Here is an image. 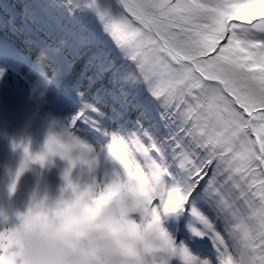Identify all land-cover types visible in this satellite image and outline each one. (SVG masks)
Returning a JSON list of instances; mask_svg holds the SVG:
<instances>
[{
  "label": "snow or ice",
  "instance_id": "6c2138e0",
  "mask_svg": "<svg viewBox=\"0 0 264 264\" xmlns=\"http://www.w3.org/2000/svg\"><path fill=\"white\" fill-rule=\"evenodd\" d=\"M74 7L101 22L158 102L155 117L148 110L149 127L124 138L125 162L162 173L165 187L181 193H168L176 227L210 239L227 264H264V39L238 35L242 27L264 32V0H90ZM173 251L196 264L184 241Z\"/></svg>",
  "mask_w": 264,
  "mask_h": 264
},
{
  "label": "clouds",
  "instance_id": "9594fccd",
  "mask_svg": "<svg viewBox=\"0 0 264 264\" xmlns=\"http://www.w3.org/2000/svg\"><path fill=\"white\" fill-rule=\"evenodd\" d=\"M27 148L17 178L31 165L51 167L58 159L65 165L62 184L55 198L34 200L17 212L15 222L0 216V224H8L0 227V264H172L176 257L185 264L173 251L183 241L177 243L166 226L174 215L168 193H181L165 187L162 173L126 163L119 133L97 149L68 126L50 131L41 150ZM192 255L196 264H213ZM227 260L218 254L215 264Z\"/></svg>",
  "mask_w": 264,
  "mask_h": 264
},
{
  "label": "rangeland",
  "instance_id": "374dc122",
  "mask_svg": "<svg viewBox=\"0 0 264 264\" xmlns=\"http://www.w3.org/2000/svg\"><path fill=\"white\" fill-rule=\"evenodd\" d=\"M88 2H90V0H73V4H70L68 0H24L23 4L19 6V9L21 10L22 13L28 16L30 23L35 28L44 27L45 30L48 29L51 33H53L56 28H65V26H67L70 29V35H72L73 33L78 34L76 45H74L71 42L72 54L67 53L66 52L67 50L64 52V54H66V58L63 64L61 65V72L59 74L60 76H63V77L58 81L56 87L63 85L65 78H67V75H65V73L70 72V66L71 67L78 66L77 62H80V59H81L80 53L83 52L85 48L93 40L102 41V46L106 48L104 55H107L109 53L108 47L111 48L110 45L114 47L111 53V57L114 59V62H116V64H119L121 62V65H123L125 61L128 62V64H125L122 67V70L124 71V73L133 72L135 69L130 68V66H133L137 68L138 73L140 75H143L141 77H137V79L135 78L133 79L136 82V84L138 83L140 87L133 86L134 87L133 91L130 90L128 94L124 95L125 96L124 101L128 98V96L131 98V101H129L128 104H125L124 102L123 103L127 106L126 108L127 111L133 114L135 119H138L139 122H138V125H136V129L140 127L139 123L143 124L144 127H149V125L151 124V119L149 117L148 110L152 109L151 111L152 117L155 116L156 114L154 113L155 108L149 103V102L154 103L153 102L154 99L151 96L150 92L148 91L147 81L144 78V73L138 68L135 61H132L130 58L125 57V55L122 54L119 48H115L117 46L114 40L110 37V35L104 32L103 25L93 14L82 12L80 9L74 7L75 3H88ZM57 4H58L59 9L62 8L60 13H59V9L56 7ZM53 15L58 16V21L55 19V21L57 22V26L51 27L53 24V22H51V19H52L51 17ZM73 18H77L78 20L76 26H72V22H74ZM68 20H70L69 25L67 23ZM83 23L86 24V27L83 25ZM79 24L81 26L80 27L81 29H79ZM96 30L97 32H95ZM258 32H260L261 35H259ZM238 35L241 38L246 39V40L264 39V36H262L264 35V32H261L259 30H254L249 27L240 28L238 30ZM60 38H62L63 40L64 34ZM115 53L116 55H114ZM53 55H57V54L54 53ZM94 61L95 60L91 62V60H89L86 62L87 66L93 70L94 68L92 65ZM103 66L105 67V65ZM21 71H22L21 76L30 79L24 67L21 68ZM44 71H45L44 69H40L37 71V73H40L42 75ZM100 73L103 74L101 70H100ZM10 74L12 78L15 75V71L11 70ZM142 81L144 82V84ZM124 82L125 81H123V83ZM126 84L130 85L131 87V84H132L131 80L126 79ZM18 85H20L19 82H18ZM32 86H34V83H31L28 88L30 89ZM48 90L49 92H54L55 88L51 84H48ZM25 92L26 93L28 92L27 89H25ZM11 94L13 93L11 92ZM146 94H150L151 97L146 98L145 97ZM144 101H146V103H143ZM128 116H131V119L133 118L132 115L128 114ZM3 137L5 136L0 135V139H2ZM4 148L3 150H5ZM3 150L0 153V160H2L5 157V151ZM0 183H1V175H0ZM220 230L223 231L222 229ZM184 232L186 236L190 235L187 230H185Z\"/></svg>",
  "mask_w": 264,
  "mask_h": 264
},
{
  "label": "bare ground",
  "instance_id": "6f19581e",
  "mask_svg": "<svg viewBox=\"0 0 264 264\" xmlns=\"http://www.w3.org/2000/svg\"><path fill=\"white\" fill-rule=\"evenodd\" d=\"M4 58H6V57H4ZM7 60L6 59H4L3 60V62H6ZM7 64L8 65H12L15 69H17L18 70V72H19V74L20 75H22V71H21V68L23 67V66H21V65H18V64H15V63H10V62H7ZM13 78V77H12ZM14 83V85H13V90L11 91L13 94L14 93H16L17 94V99H16V101H13L12 99H10L9 98V95H8V92H6V91H4L3 92V100L4 101H7L8 102V104H9V107L10 108H13V109H15V108H18L19 106H20V103H21V101L23 102V103H25V102H27V96L29 95H31V91L30 90H28V92L26 93L25 92V88L24 87H20V85H18V82L16 81V83L15 82H13ZM34 85H36V83H34ZM33 87V86H32ZM31 87V88H32ZM3 88H4V85H1L0 86V89L1 90H3ZM30 88V89H31ZM12 94L10 93V96H11ZM4 136V135H3ZM6 141V137H3L2 139H0V147L4 144V142ZM5 149V148H4ZM3 150V149H2ZM1 150V151H2ZM4 151V150H3Z\"/></svg>",
  "mask_w": 264,
  "mask_h": 264
},
{
  "label": "trees",
  "instance_id": "16d2710c",
  "mask_svg": "<svg viewBox=\"0 0 264 264\" xmlns=\"http://www.w3.org/2000/svg\"><path fill=\"white\" fill-rule=\"evenodd\" d=\"M259 33V35H261V33L260 32H258ZM262 36H264V35H262ZM261 38V37H260Z\"/></svg>",
  "mask_w": 264,
  "mask_h": 264
}]
</instances>
